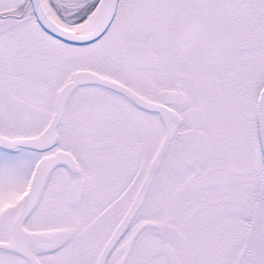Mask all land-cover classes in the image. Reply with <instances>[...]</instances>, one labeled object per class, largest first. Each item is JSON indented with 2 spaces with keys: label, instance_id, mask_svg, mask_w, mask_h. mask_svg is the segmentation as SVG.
<instances>
[{
  "label": "snow or ice",
  "instance_id": "6c2138e0",
  "mask_svg": "<svg viewBox=\"0 0 264 264\" xmlns=\"http://www.w3.org/2000/svg\"><path fill=\"white\" fill-rule=\"evenodd\" d=\"M0 264H264V0H0Z\"/></svg>",
  "mask_w": 264,
  "mask_h": 264
}]
</instances>
